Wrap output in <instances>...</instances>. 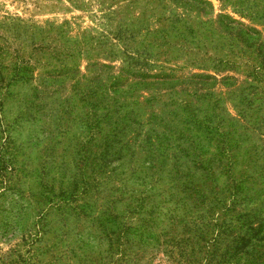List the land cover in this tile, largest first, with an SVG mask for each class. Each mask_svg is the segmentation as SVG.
Segmentation results:
<instances>
[{"label":"rangeland","instance_id":"1","mask_svg":"<svg viewBox=\"0 0 264 264\" xmlns=\"http://www.w3.org/2000/svg\"><path fill=\"white\" fill-rule=\"evenodd\" d=\"M0 264H264V0H0Z\"/></svg>","mask_w":264,"mask_h":264},{"label":"trees","instance_id":"2","mask_svg":"<svg viewBox=\"0 0 264 264\" xmlns=\"http://www.w3.org/2000/svg\"><path fill=\"white\" fill-rule=\"evenodd\" d=\"M243 216V215H242ZM242 218V217H241ZM247 218V217H246Z\"/></svg>","mask_w":264,"mask_h":264}]
</instances>
